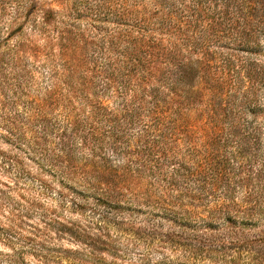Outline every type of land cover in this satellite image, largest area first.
I'll return each mask as SVG.
<instances>
[{
	"label": "rangeland",
	"instance_id": "rangeland-1",
	"mask_svg": "<svg viewBox=\"0 0 264 264\" xmlns=\"http://www.w3.org/2000/svg\"><path fill=\"white\" fill-rule=\"evenodd\" d=\"M152 1L0 0V264H264V0H176L198 91L135 101L103 71ZM157 106L192 143L158 145Z\"/></svg>",
	"mask_w": 264,
	"mask_h": 264
},
{
	"label": "trees",
	"instance_id": "trees-1",
	"mask_svg": "<svg viewBox=\"0 0 264 264\" xmlns=\"http://www.w3.org/2000/svg\"><path fill=\"white\" fill-rule=\"evenodd\" d=\"M154 10L149 9L148 31L140 32V35L135 36L129 57L124 60L107 62L105 65V87L106 88H122L130 91L133 89L135 101H143V97L137 93L150 91L154 86L159 84L157 75H162L169 81L170 98L174 102L173 94L179 91L187 92L189 95L198 91L188 77L194 76L195 72L201 68L200 62L192 60V45L195 37L190 34V30L186 29L181 32L183 22L178 19V9L176 0H155L152 1ZM156 80V81H155ZM189 85L188 89H182V86ZM178 88L175 90V88ZM160 88L156 89L159 92ZM183 94V93H182ZM167 104L168 102L165 101ZM169 109L167 106H157L152 109V124L151 128L158 132L161 139L158 145L161 148H166L170 145L171 148L178 147L180 140H187L192 143V135L196 130L190 123H185L182 119L172 115H165L164 110ZM155 116V117H154ZM76 118H71V123L65 124V129L60 135L62 149L60 156L71 157L70 140L73 135V130L77 133L80 128L79 124L75 123ZM155 119V120H154ZM77 122V120H75ZM182 124L184 128H182ZM68 129L72 130L69 134ZM204 132L206 129L203 130ZM111 143L115 145V138H112ZM156 144H151L147 147L146 157L154 154ZM174 149V150H173ZM172 150L175 151V148ZM164 155H169L167 152ZM100 195H98V193ZM104 197L99 189L87 187L85 196L81 202L89 203V200H94L96 204L102 203L103 200L115 197ZM10 234V233H8Z\"/></svg>",
	"mask_w": 264,
	"mask_h": 264
}]
</instances>
